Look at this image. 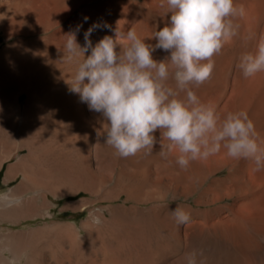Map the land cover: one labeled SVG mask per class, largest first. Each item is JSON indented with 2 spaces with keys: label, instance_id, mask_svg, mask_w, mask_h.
Returning a JSON list of instances; mask_svg holds the SVG:
<instances>
[{
  "label": "bare ground",
  "instance_id": "6f19581e",
  "mask_svg": "<svg viewBox=\"0 0 264 264\" xmlns=\"http://www.w3.org/2000/svg\"><path fill=\"white\" fill-rule=\"evenodd\" d=\"M235 4L244 10L238 36L214 57L211 80L193 90L222 119L246 112L264 149V72L245 79L236 68L264 36V0ZM170 15L166 0H0V186L18 180L0 198V221L27 224L1 236L0 264H187L193 251L198 264H264V170L223 148L186 170L159 144L119 158L97 136L102 115L69 90L76 65L63 61L68 34L83 46L98 24L93 46L116 30L155 45ZM62 200L61 214L86 217L61 221L54 204ZM177 205L191 214L186 225L168 212Z\"/></svg>",
  "mask_w": 264,
  "mask_h": 264
},
{
  "label": "clouds",
  "instance_id": "9594fccd",
  "mask_svg": "<svg viewBox=\"0 0 264 264\" xmlns=\"http://www.w3.org/2000/svg\"><path fill=\"white\" fill-rule=\"evenodd\" d=\"M166 4L170 20L153 33L155 45L132 30H116L115 39L104 36L93 46L90 36L98 24L84 33L83 46L75 33L68 34L63 61L76 65L67 82L70 92L102 115L106 123L97 136L104 135L105 145L119 158L149 155L159 144L161 156L175 152L176 165L186 170L191 162L207 160L223 148L227 158L250 160L256 171L264 170V149L256 142L247 113H228L222 119L193 90L211 80L214 57L238 36L235 21L243 16V8L235 0H166ZM119 40L128 43L121 46ZM156 50L169 55L157 61ZM236 68L245 79L264 72V36L255 54L241 55ZM162 140L167 141L166 150ZM168 212L178 226L191 221V214L179 205ZM185 255L187 264H198L197 252Z\"/></svg>",
  "mask_w": 264,
  "mask_h": 264
},
{
  "label": "rangeland",
  "instance_id": "374dc122",
  "mask_svg": "<svg viewBox=\"0 0 264 264\" xmlns=\"http://www.w3.org/2000/svg\"><path fill=\"white\" fill-rule=\"evenodd\" d=\"M14 158H16V156H14ZM2 176L0 182L1 183H4V175H5V171L3 170V172L0 174ZM18 183V180L16 181H13L11 185H6L1 187L0 186V198H4L7 194H9L11 192V189L12 187H14L15 185H17ZM77 199V198H76ZM65 201L62 200V201H56L55 204H54V207H55V212H57L59 215V219L61 221H81V219H83L84 217H86V214L83 216H79V215H75L73 212L69 211L68 213L65 212L64 213H60L61 211H59L60 207L62 206V204L64 203ZM75 215V216H74ZM63 218V219H62ZM41 224H37V226H39ZM27 228V224L26 223H21V224H18V225H11V223L9 222L8 218L6 219V221L2 222L0 221V245L3 243V240L1 239V236H7L11 233L14 232V230L18 231V230H23V229H26Z\"/></svg>",
  "mask_w": 264,
  "mask_h": 264
},
{
  "label": "trees",
  "instance_id": "16d2710c",
  "mask_svg": "<svg viewBox=\"0 0 264 264\" xmlns=\"http://www.w3.org/2000/svg\"><path fill=\"white\" fill-rule=\"evenodd\" d=\"M2 178V176L0 175V179Z\"/></svg>",
  "mask_w": 264,
  "mask_h": 264
}]
</instances>
